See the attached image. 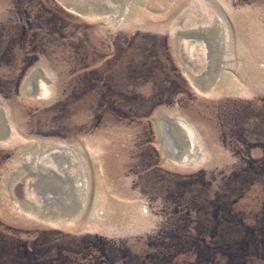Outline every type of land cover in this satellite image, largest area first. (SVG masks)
I'll use <instances>...</instances> for the list:
<instances>
[{"label": "rangeland", "instance_id": "rangeland-1", "mask_svg": "<svg viewBox=\"0 0 264 264\" xmlns=\"http://www.w3.org/2000/svg\"><path fill=\"white\" fill-rule=\"evenodd\" d=\"M109 1L0 0V264H264V0ZM219 18L230 39L202 41L208 67L192 81L178 51L195 57L189 33ZM211 64L241 65L236 87L197 86ZM160 118L196 130L202 163L168 156ZM51 147L75 151L71 177L89 205L104 196L103 218L69 211L70 190L58 227L16 206L17 174Z\"/></svg>", "mask_w": 264, "mask_h": 264}, {"label": "bare ground", "instance_id": "bare-ground-1", "mask_svg": "<svg viewBox=\"0 0 264 264\" xmlns=\"http://www.w3.org/2000/svg\"><path fill=\"white\" fill-rule=\"evenodd\" d=\"M60 1H62L63 4H65L66 6L72 8V10L74 9V10H77V12H79V11L83 12V11H81L82 6H79L78 3L76 4L75 0H74V2L69 1V0H60ZM82 1H85V0H80V2H82ZM135 1H134V3H135ZM137 1L139 2L141 0H137ZM154 1H156V0H154ZM159 1L157 0L158 3H156L155 5H159L158 7L160 8L161 4H164V3H162L163 0H159ZM165 1H167V0H165ZM192 3H193V1H192ZM133 4H132V6H133ZM141 4H143V3H141ZM154 6H153V8H150V9H152L154 11H159L155 8L156 6L155 7ZM86 8H88V7H86ZM133 10H134L132 13L133 16H136L139 19L145 17L144 11H142L141 8L139 9L136 7ZM84 11H85V9H84ZM89 12H91V11H89ZM222 17H220V18H222ZM220 18L218 21H216V24L210 30H205V27L203 28V26H202L199 29L197 28V29L192 30V31H194V30L198 31L199 30L198 33H194V32L189 33L190 35H188V37L192 41L196 42V44L192 42L194 44L193 46L194 47L196 46L195 47L196 49L194 50V53H193V55L195 57L190 56V54L187 53L186 49L181 50V51L179 50L180 52L178 51V53L180 54L179 60L181 62V65L183 66L185 73L187 74L188 78L192 81L195 80L194 76L197 73L199 75H201L199 72L203 69L204 65L205 66L207 65V63L205 64L204 57H203L204 52L202 53V50H201L205 44L204 40L207 41V43H209V45H211L213 47L212 50H214V47H216L217 44L221 45V49H222V45L226 46L228 43L227 40L230 39V30H229L228 23L224 22V21H226L224 19L220 20ZM151 19L154 20V17H152ZM152 22H153L152 26H154L156 28L157 27L161 28V27L165 26V24L163 22H160L159 20L157 21V19L152 21ZM206 28H208V27H206ZM192 31H190V32H192ZM208 32H209V35L211 32H213V35H210L213 40L208 36V34H207ZM179 40H180V37H178V41ZM202 41L204 42V44L202 43ZM189 44H190V42H189ZM190 46H192V44ZM218 50H219V48H218ZM206 52H207V50H206ZM209 53H210V57H211L212 51ZM213 53H212V55H213ZM208 54H207V56H209ZM205 55H206V53H205ZM211 58H213V60H215L214 57H211ZM209 60L211 61V59H209ZM226 60L228 61V59H226ZM208 64H210V63H208ZM212 64H213V62H212ZM212 64L209 65L210 68H212L211 66L214 67V65H212ZM225 64H226V62H225ZM248 65H250V64H248ZM218 66L220 67V65H218ZM207 67H208V65H207ZM222 67H224V65H222ZM214 68L211 69L210 78L208 77V79L213 80V82H210V84L212 83L211 86H210V84L209 85L206 84L207 83L206 80H204V82H202L203 84H200V82L197 83V86L201 85L204 89H209L207 91H210L213 89L214 86L216 87L217 85H219L216 83L219 81L218 79L221 76L220 78H222V79H220L221 81H219V82H221L219 86H221L223 88H227V89L234 88L236 83L239 82V81H236L237 80L236 77L240 76V71L243 69L241 65H237V68L234 66L235 69H233L231 67L228 69V68H226V65H225V68L227 69L226 71H225V69L223 70L222 68H220L221 70H215ZM244 70L249 71L250 68L248 66H246L244 68ZM209 71H210V69H209ZM201 72H203V71H201ZM217 72H219L220 74H217ZM243 74H244V72H243ZM197 79H198V75H197ZM197 79L195 82L198 81ZM199 79H201V78H199ZM243 79H245V78H243ZM201 81H203V80L201 79ZM208 81H210V80H208ZM208 86H210V87H208ZM248 87H249V85H247V86L245 85L244 88H246V90H247ZM27 90H28L29 94L32 93V95H34L36 97H38V96L39 97H47L50 94V91L47 88L44 81H40L38 83L36 82V84H34L32 81H30L28 84ZM160 120L163 121L165 131L169 132L170 136L171 135H172V137L174 136V138H172L174 141L172 139H168V137H167L171 146L170 145L166 146V144L164 143L165 144L164 148L167 147V150H166V148H165V150L169 151L168 152L169 155H168V153H167V155L176 164L181 165V166H189L190 167V166H195V165L202 163L206 157V150H205L204 145L202 144L200 137L197 134L196 130L189 123H187L184 119H181V118L177 119V121H170L166 118H160ZM160 126H162V125H160ZM170 131H171V134H170ZM4 132L5 131L3 128V124H2V121L0 120V134L2 136L0 138V140L5 138L3 136ZM161 133H162V131H161ZM10 137L12 139V135ZM163 141H165V140H163ZM76 162H77V155H76L74 150H71L69 148L51 147L50 149H47V150L43 149V152H40L37 156H34L32 162L29 163V166L25 167L23 170H21L17 174V178H19L20 182H18L19 184L16 185L12 190V194L15 198V204L20 209V211L27 214L28 216L40 218V219L48 222L49 224L57 226V227L60 225H64L66 222H64V220H62V217L59 216L58 212H55V211H54L55 213L53 212L55 207H54V209L52 207L56 204H58L60 207V204H59L61 202L60 198L63 195H66L67 190H70L71 191V193L69 191L70 198L66 201V204H65L67 209L70 208L69 211L72 212V211L78 209V214L80 216L83 213V211H85V208L88 207L87 220L89 219L88 221H91V222L94 219L97 220L100 217L104 216V212H105V211H103V209L105 208V203H104V198H103L104 196L102 194L97 195L96 199L95 200L93 199V201L89 205L88 204L89 202L86 201V195L88 194L89 189H90V187H88V184L86 183L87 181L84 182L83 179H80V180H77V179L73 180L72 179L71 167L74 166ZM70 187H72V188H70ZM58 197H60V198H58ZM53 201H56V202H53ZM61 204H62V202H61ZM68 205H70V207ZM62 206H64V204ZM56 207H57V205H56ZM61 212H62V209H61ZM143 213L145 214L144 211H143ZM136 219L139 221V220H141V217L136 216Z\"/></svg>", "mask_w": 264, "mask_h": 264}]
</instances>
